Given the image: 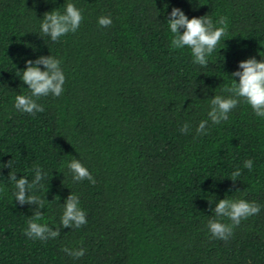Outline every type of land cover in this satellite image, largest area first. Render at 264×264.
<instances>
[{
  "label": "trees",
  "instance_id": "trees-1",
  "mask_svg": "<svg viewBox=\"0 0 264 264\" xmlns=\"http://www.w3.org/2000/svg\"><path fill=\"white\" fill-rule=\"evenodd\" d=\"M69 2L84 19L53 42L43 14ZM173 7L189 19L227 18L206 67L188 47L171 48ZM48 55L61 60L63 94L41 97L43 112L18 111L15 96L30 94L25 61ZM250 57H264V0H0V163L11 160L0 169V264H264V118L241 99L226 121L196 133ZM73 158L95 184L73 181ZM36 166L46 174L34 193L45 200L40 223L56 230L72 193L87 224L46 241L24 234L36 206L15 201L8 173L31 183ZM223 198L261 206L227 242L207 228ZM64 247L86 251L75 259Z\"/></svg>",
  "mask_w": 264,
  "mask_h": 264
},
{
  "label": "clouds",
  "instance_id": "clouds-1",
  "mask_svg": "<svg viewBox=\"0 0 264 264\" xmlns=\"http://www.w3.org/2000/svg\"><path fill=\"white\" fill-rule=\"evenodd\" d=\"M83 19L82 10L69 2L65 5L63 13L58 11L57 8L45 12L40 30L44 35L49 36L53 42H57L68 33H75ZM166 23L172 34L171 48L183 49L188 47L194 57L193 63L202 67L207 66V58L216 50L228 27L226 17H220L215 23L207 15L189 19L181 9L176 7H173L168 14ZM98 24L102 27H109L112 20L109 16H101L98 18ZM25 64L26 67L22 71L21 80L29 89L30 94L16 95L14 107L20 112L35 115L44 111L43 105L37 103L41 97L50 94L59 97L63 94L65 75L60 67L61 60L51 55L39 56L35 60H27ZM40 65L43 66L44 70H41ZM238 68V71L230 74L233 82L224 89L230 95L227 97L215 95L210 99L209 111L207 112L208 119L199 122L196 127L197 135L207 134L209 121L214 125L226 121L229 112L238 105L241 99L251 107L257 117L264 118V57L260 61H257L255 57L247 58L238 63ZM233 77H238L239 82L237 83ZM189 130L190 126L187 123L180 128L183 134H188ZM243 166L251 171L253 161L251 159L245 160ZM67 167L72 173L74 182L87 180L95 184L94 177L78 159L73 158ZM2 168L10 169L11 160L0 163V169ZM33 171L34 178L31 183L26 176L17 179L15 172L8 173V180L14 184L16 189L14 192L15 201L21 205L36 206L31 218L27 221V228L24 232L27 237L46 241L57 238L60 235V228L79 229L87 224L86 213L79 206V197L72 193L68 195L63 203V213L59 226L55 228L56 230L40 223L44 218L40 209H43L45 200L34 193L46 174L39 166H36ZM231 175V180L235 184L236 177H239L241 172L237 169ZM30 191L33 194L29 195ZM260 209L261 206L258 203L244 199H220L215 203L214 208L210 209L214 216L209 218L207 222L208 231L213 239L227 242L233 234L234 227L239 226L242 220L259 214ZM224 219L229 220L231 223H224ZM62 251L75 259H79L85 254L86 250L83 247L79 249L64 247Z\"/></svg>",
  "mask_w": 264,
  "mask_h": 264
}]
</instances>
